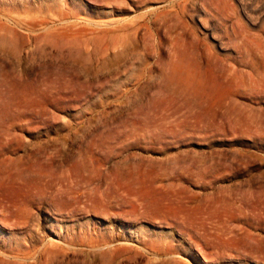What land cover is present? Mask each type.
<instances>
[{"label": "rangeland", "instance_id": "374dc122", "mask_svg": "<svg viewBox=\"0 0 264 264\" xmlns=\"http://www.w3.org/2000/svg\"><path fill=\"white\" fill-rule=\"evenodd\" d=\"M0 264H264V0H0Z\"/></svg>", "mask_w": 264, "mask_h": 264}]
</instances>
